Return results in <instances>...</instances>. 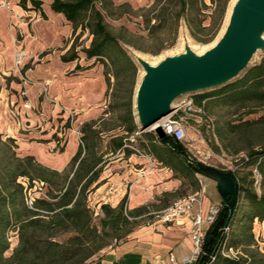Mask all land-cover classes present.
I'll return each instance as SVG.
<instances>
[{
    "label": "trees",
    "instance_id": "obj_1",
    "mask_svg": "<svg viewBox=\"0 0 264 264\" xmlns=\"http://www.w3.org/2000/svg\"><path fill=\"white\" fill-rule=\"evenodd\" d=\"M227 1L224 0V6ZM180 2V13L185 14L188 12L186 2ZM27 4L30 9L36 10L41 8L42 2L18 1L23 9L28 8ZM94 4L95 0H52L50 8L64 16L71 24L73 34L78 26L89 31L92 36L90 46L82 50L86 59H102L111 48H116L121 56L127 58L116 38L107 31L103 16ZM186 22L192 32L190 21ZM197 28L201 32L206 29L202 22L198 23ZM73 49L72 44V52L63 56V61L77 59L78 55ZM75 69L83 70L79 65ZM103 76L109 89V75L105 72ZM131 97L130 93L128 124L124 128L127 135L136 132ZM212 97L242 111L241 116L226 125V133L241 143L234 149V154H243L242 167L248 169V173L240 177V171H229L238 187L236 204L229 215L225 198L222 197L215 220L206 232L202 264H254L255 258L262 256L253 226L255 221L264 222V113L252 120L242 117L264 112V59L218 91L197 95L194 102L201 105ZM100 121L87 123L89 130ZM151 135L154 137L153 133ZM218 136L222 137L220 134ZM2 138L0 135V140ZM124 139L119 135L109 137L112 153L116 150H124L127 154L131 152L126 150ZM3 143L5 148L0 156V264H83L105 247L100 240L106 230L114 233L120 231L119 237H126L138 225L137 219L147 212L149 205L129 210L125 196L116 207L102 204L99 223L94 224L87 197L98 186L99 173L105 163L103 153H98L94 145H87L83 149L79 147L67 168L59 172L43 166L33 156H21L14 139L6 137ZM153 144L148 152L183 179L177 190L163 193V197L176 200L185 197L188 192L197 191L199 185L192 165L166 145L154 141ZM35 185H40L37 190L39 197L30 194ZM170 204H154L151 207L159 212ZM63 235L68 237L61 239ZM13 237L17 244L11 248ZM211 255H214V260L209 262ZM255 264H264V261L258 259Z\"/></svg>",
    "mask_w": 264,
    "mask_h": 264
},
{
    "label": "crops",
    "instance_id": "obj_2",
    "mask_svg": "<svg viewBox=\"0 0 264 264\" xmlns=\"http://www.w3.org/2000/svg\"><path fill=\"white\" fill-rule=\"evenodd\" d=\"M5 1L15 13L26 18L21 25L25 36L20 43L27 54L20 73L16 72L18 76L25 64L31 58L34 60L31 68L23 73L27 84L22 83L20 77V82L12 80L8 85L0 84V134L15 140L21 156H33L43 166L61 172L78 149L73 129L63 128L68 119L61 109L72 111L78 124L89 123L102 116L100 103L107 86L101 75L98 79L103 81V86L96 94L90 89L83 91L73 86L75 80L93 79L87 77L84 69L75 70L74 60L63 61L72 45L73 29L62 14L51 10L52 0H40L41 8L36 10L30 9L29 4L27 9L21 8L19 0ZM12 38L9 11L1 8L0 46L2 49L5 46V53L10 56L11 70L14 69ZM67 73L71 74L66 76ZM39 83L47 84L46 96L42 95ZM23 90L26 99L21 97ZM25 100L31 109L23 108ZM54 134L69 137L61 150L57 148ZM111 159L102 166L98 186L87 197L88 205L97 209L102 204L116 207L126 196V207L133 210L150 203L155 196L177 190L183 182L153 155L116 150ZM195 177L199 185L195 192L201 194V216L205 219L211 206L220 208L222 197L215 181L198 174ZM191 210L198 213V204L193 203ZM202 227L209 229L205 220ZM190 229L191 222L187 218L179 223H148L133 230L124 241L89 264H183V259L189 257L193 249ZM253 233L260 252H263L264 222L255 221Z\"/></svg>",
    "mask_w": 264,
    "mask_h": 264
},
{
    "label": "rangeland",
    "instance_id": "obj_3",
    "mask_svg": "<svg viewBox=\"0 0 264 264\" xmlns=\"http://www.w3.org/2000/svg\"><path fill=\"white\" fill-rule=\"evenodd\" d=\"M184 1L186 2V9H188V12L186 11L185 14L180 13V0H95L94 6L103 16V23L107 31L116 38L127 58L121 56L116 48H111L102 59L88 60L85 58L82 50L90 46L92 36L89 34V31L87 29L83 30V27L78 26L72 35L73 52L78 55L74 62L77 65L81 64V67L87 72V77L93 79L75 80L73 81V86L83 91L90 89L93 94H96L99 87L103 86V81L98 79L100 75L104 80L103 73H108L110 81V88L106 90L100 103L101 114H104V116H99L97 119L92 120L97 122L101 119L96 127L93 126L94 129L89 130L87 123L78 124L76 116L73 117V123L66 120V123L63 125V128L71 129L73 124V128L76 129L77 127L80 130L83 146L78 144V148L81 147L83 149L87 145H94L98 153H103V160L107 163L111 158L113 159L115 154V152H111L109 137L111 135H119L125 137L126 150L133 153L131 148H137L143 155L152 157L148 151L154 145L153 141L159 143L158 138L150 128L143 131L140 130L134 113V93L139 83L141 72L138 64V59L141 58L136 57V54L142 56L145 60L159 63L165 58L176 57L184 53L185 49H191L193 52L210 49L223 35L228 25L230 7L236 0H228L225 6L224 0H213L214 2L212 0ZM186 20L190 21L193 29L192 32L189 30ZM199 22H202V26L206 27L202 32L197 28ZM84 24L85 22L82 23L83 26ZM4 50H6L5 46L3 49L0 46V84L8 85L12 80L20 82L19 77L24 78L23 73L25 69L31 68L34 58H31L25 64L21 70L22 75L18 76L15 69L11 70L12 62L10 56ZM70 52H72L71 47L67 55H70ZM263 59L264 39L263 44L256 49L252 60L245 69L228 83L240 78L251 66ZM69 74L71 73H67L66 76H69ZM228 83L183 94L172 101L171 107L185 97L192 98L194 101L197 95L214 93ZM130 93L132 95L131 111L134 124L136 125V132L133 135H127L124 130L128 124L127 103ZM201 104L203 105L205 115L196 127L199 133H196L192 129H189L187 132L188 140L185 144V149L190 158L223 171H240V177L246 175L248 169L243 168L241 163L243 154H234V149L239 147L241 143L236 142L234 138L226 133V125L237 119L238 116H241L242 111L224 105L215 97L206 99ZM263 113L258 112L257 114L243 116L242 118L244 120H252ZM57 130L59 131V128ZM98 133L101 134L98 135ZM152 133L155 138L151 135ZM218 134L222 135V137H219ZM0 135L3 137L0 140L1 156V151L5 148L3 141L6 137L3 134ZM68 138H65V136L58 137L54 134V140L58 141V150H61V147L65 145ZM248 181L247 179L246 182ZM39 187L40 185H35L30 194L39 197L40 194L37 191ZM172 200L174 199L163 197V194L155 196L150 203L146 204L149 205L147 212L137 219L138 225L135 229L157 220L155 216L158 211L152 208L151 205L166 204L167 206ZM89 209L92 212L94 224L98 225L99 218L101 217L100 207L97 209L89 205ZM105 233L102 240H100L105 247L88 258L83 264H88L99 258L107 250L124 241L129 236L120 238V231L114 233L111 230H106ZM67 237L68 235H63L61 239H66ZM16 244L17 241L13 237L11 239V248L15 247ZM261 253L262 256L258 255L255 258V263L258 262V259L264 261V251ZM230 255H233V253H230Z\"/></svg>",
    "mask_w": 264,
    "mask_h": 264
},
{
    "label": "water",
    "instance_id": "obj_4",
    "mask_svg": "<svg viewBox=\"0 0 264 264\" xmlns=\"http://www.w3.org/2000/svg\"><path fill=\"white\" fill-rule=\"evenodd\" d=\"M263 33L264 0H236L223 35L203 54L194 55L185 49L184 53L165 58L155 66L138 59L144 72L135 89V111L140 130L151 129L168 116L173 111L170 104L177 97L226 84L234 79L263 44ZM151 130L160 144L187 160L196 174L215 181L231 215L238 194L231 172L194 161L185 147L166 135L160 125ZM202 260L200 257L197 264H202Z\"/></svg>",
    "mask_w": 264,
    "mask_h": 264
},
{
    "label": "built area",
    "instance_id": "obj_5",
    "mask_svg": "<svg viewBox=\"0 0 264 264\" xmlns=\"http://www.w3.org/2000/svg\"><path fill=\"white\" fill-rule=\"evenodd\" d=\"M5 8L9 11V29L13 32V64L17 73H20V68L23 59L26 56V51L21 46V39L25 36L24 31L21 29V25L26 22V18L23 15L15 13L5 0L0 1V9ZM21 81L27 84L28 81L22 77ZM42 91V95H47L48 86L46 83H39ZM21 97L26 99V92L21 91ZM24 109H31V105L28 100L23 103ZM66 115L70 123H73L74 114L72 111H66L61 109ZM203 105H197L192 98L185 97L179 100L173 105V111L170 115L162 119L160 126L163 132L170 136L172 139L181 143L184 147L187 143V132L192 129L196 133H199L196 129L197 125L202 121L204 117ZM77 139V143L83 146L81 140V133L79 129L72 128ZM134 154L144 156L137 148H131ZM256 176V174H255ZM200 193L194 192L186 195L183 198L174 200L167 208L157 212L156 223H179L184 218L189 219L191 222L190 237L193 245L192 253L189 257L183 259V264H197L199 258L204 254L202 247L205 241L207 230L202 227L203 220L210 226L219 211V207L211 206L208 211V215L205 219L201 216V201L199 199ZM193 203H197L199 206L198 213H192L191 207ZM214 260V255L210 256V261Z\"/></svg>",
    "mask_w": 264,
    "mask_h": 264
},
{
    "label": "bare ground",
    "instance_id": "obj_6",
    "mask_svg": "<svg viewBox=\"0 0 264 264\" xmlns=\"http://www.w3.org/2000/svg\"><path fill=\"white\" fill-rule=\"evenodd\" d=\"M233 2V1H232ZM231 4V3H230ZM234 4H235V1L232 3V5H231V7H230V10H229V13H231V10H232V8H233V6H234ZM222 31V30H221ZM261 39H264V33L262 34V36H261ZM213 46V45H212ZM211 46V47H212ZM206 48V47H205ZM190 51H191V49H189ZM208 49H203V50H200V51H196V52H193V51H191L194 55H201V54H203L205 51H207ZM169 53H171V52H169ZM254 54H255V52L252 54V56L250 57V59H249V61L247 62V65L249 64V62L252 60V58H253V56H254ZM136 57H140L142 60H144V61H146L149 65H151V66H155V65H157L158 63H154V62H152V61H149V60H145L142 56H140V55H138V54H136ZM164 57V56H163ZM133 58V57H132ZM156 60V59H155ZM158 62V61H157ZM246 65V66H247ZM141 68V67H140ZM139 73V72H138ZM144 75V72L141 70V72H140V79L142 78V76ZM139 78V77H138ZM133 106H134V113H135V118H136V120H137V116H136V111H135V93H134V104H133ZM172 106V103L170 104V107ZM161 121L162 120H160L159 122L161 123ZM159 122H157L156 124H154L152 127H151V129H153L154 127H156L157 125H160V123Z\"/></svg>",
    "mask_w": 264,
    "mask_h": 264
}]
</instances>
